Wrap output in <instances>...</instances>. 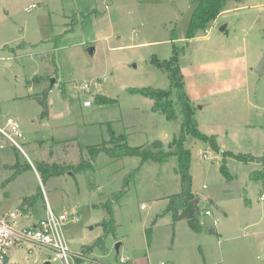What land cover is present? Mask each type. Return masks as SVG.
Masks as SVG:
<instances>
[{
	"label": "rangeland",
	"instance_id": "obj_1",
	"mask_svg": "<svg viewBox=\"0 0 264 264\" xmlns=\"http://www.w3.org/2000/svg\"><path fill=\"white\" fill-rule=\"evenodd\" d=\"M196 1L0 0V122L15 118L24 133L23 151L0 144L1 209L18 207L24 223L45 216L48 204L56 215L68 213L64 232L72 250L104 238L88 252L97 264H264V189L250 178L263 164L223 153L264 156V72L256 71L264 0H230L207 29L187 38ZM176 48L199 127L220 146L191 135L185 141L199 231L165 212L168 197L182 190L177 157L141 164L139 155L101 152L92 168L41 177L39 161L77 164L113 131L142 149L155 151L152 143L160 140L167 150L182 117L153 111L150 98L129 88H168L167 74L152 60L169 59ZM99 77L97 91L112 102L98 103L81 89ZM85 99L92 105L84 106ZM204 150L207 157L200 156ZM18 167L26 169L7 183ZM24 197H35L27 211L20 207ZM108 200L116 225L107 234ZM9 254L18 264H61L26 245Z\"/></svg>",
	"mask_w": 264,
	"mask_h": 264
},
{
	"label": "trees",
	"instance_id": "obj_2",
	"mask_svg": "<svg viewBox=\"0 0 264 264\" xmlns=\"http://www.w3.org/2000/svg\"><path fill=\"white\" fill-rule=\"evenodd\" d=\"M230 0H197L192 14L191 22L186 34L187 38H192L200 29H207L208 25L215 20L223 11L227 10ZM180 50V49H179ZM179 50H174V55L169 59L155 58L153 63L162 68L169 78L168 88H155L151 86L130 87V92L138 93L150 98L153 101L152 110L155 112H162L168 119H176L178 116L182 117L181 128L178 136H175L169 148L163 149V142L157 140L152 143L153 151L150 147L142 149L141 146H134L129 144L127 133L112 132L109 140H103L98 145L89 146V156H82L77 164H62L58 162L39 161L37 169L43 179H48L52 176L62 175L71 169L76 172H82L93 167V161L98 154L105 152L112 157H122L126 155H139L141 157V164L148 160H154L161 163L167 161L170 157H177L178 169L177 172L181 174V187L179 193L168 197V204L165 212H171L174 221L185 219L188 225L196 231L200 230L199 209L198 202L195 203V193L192 190V174L191 167V151L185 146V141L188 135H191L203 142L210 143L217 150L220 146L215 135H209L203 132L199 127V122L195 117L196 108L195 103L188 94L186 83L184 81V74L178 61ZM51 89V88H50ZM50 89H47L44 96L40 99L42 105L45 107L43 115L49 113L47 96ZM94 100L98 103L112 102L114 98L95 93ZM223 153L230 155L240 161H256L263 164L261 169H256L250 174V178L255 181H260L264 189V156L254 155L253 153H235L230 150H224ZM29 165V164H28ZM26 168L18 167L14 174L6 180L11 182L16 176L21 174ZM222 171L231 177L227 167H223ZM73 173V172H72ZM128 183V181H127ZM264 191L262 192V194ZM35 197H24L20 204L21 209L27 211V206L35 203ZM248 202V201H247ZM105 206L109 209L111 218L104 223L105 232L108 234L115 230L114 209L111 201L108 200ZM154 223V222H153ZM151 228L148 229L150 234ZM104 238H98L93 244L82 245V250L86 253L92 251L96 245H103Z\"/></svg>",
	"mask_w": 264,
	"mask_h": 264
},
{
	"label": "built area",
	"instance_id": "obj_3",
	"mask_svg": "<svg viewBox=\"0 0 264 264\" xmlns=\"http://www.w3.org/2000/svg\"><path fill=\"white\" fill-rule=\"evenodd\" d=\"M34 6L35 4L32 5V7ZM102 80V77H99L92 83L86 82L81 89L94 97ZM83 104L91 106L92 101L85 99ZM23 138L24 133L17 119L8 117L0 122V144L10 143L23 151L21 144ZM200 156L207 157L208 152L204 150ZM261 196L264 198V193ZM206 213L212 214L210 209H207ZM67 219L68 213L56 215L50 204L47 205V214L34 224L24 223L17 210L0 208V264H18L9 254V250L12 247L22 248L23 245L27 246L29 252H32L33 249L46 250L53 259L59 260L61 264H97V261L90 259L88 253L71 249L64 232ZM74 220L77 218L75 217ZM215 222H218V219H215ZM120 261L126 262L124 258H121Z\"/></svg>",
	"mask_w": 264,
	"mask_h": 264
},
{
	"label": "water",
	"instance_id": "obj_4",
	"mask_svg": "<svg viewBox=\"0 0 264 264\" xmlns=\"http://www.w3.org/2000/svg\"><path fill=\"white\" fill-rule=\"evenodd\" d=\"M226 27H227V25H223L221 27V30L224 31L226 29ZM94 49H95L94 46H90L88 48V51L90 52V54L94 53ZM256 71L259 72V73H263L264 72V50H263L262 58L260 59L258 65H257ZM51 83H52V85L55 83V79L54 78L51 80ZM8 166H9L8 164H4L3 167L8 168ZM194 202L197 203L198 202V198H195ZM119 247H120V243L117 244V250H119ZM43 264H51V261L47 260Z\"/></svg>",
	"mask_w": 264,
	"mask_h": 264
},
{
	"label": "crops",
	"instance_id": "obj_5",
	"mask_svg": "<svg viewBox=\"0 0 264 264\" xmlns=\"http://www.w3.org/2000/svg\"><path fill=\"white\" fill-rule=\"evenodd\" d=\"M142 207H144V206H142ZM18 208V207H17ZM17 208H13L14 210H17L18 211V209ZM27 208L29 209L30 207H28L27 206ZM24 212V211H23ZM28 216H24V218L26 219ZM43 217V216H42ZM42 217H39V218H32V217H30V218H27L28 219V223L27 224H34V223H36L40 218H42Z\"/></svg>",
	"mask_w": 264,
	"mask_h": 264
}]
</instances>
